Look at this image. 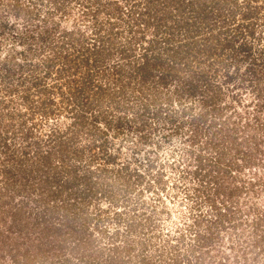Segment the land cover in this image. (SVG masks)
Listing matches in <instances>:
<instances>
[{
  "label": "trees",
  "instance_id": "1",
  "mask_svg": "<svg viewBox=\"0 0 264 264\" xmlns=\"http://www.w3.org/2000/svg\"><path fill=\"white\" fill-rule=\"evenodd\" d=\"M70 2L0 0V44L7 43L0 45V264H74V257L83 264H139L137 254L141 264H200L204 247L221 238L217 226L240 217L242 195L261 181L259 169L247 178L240 172L264 156V0H78V17L67 22ZM34 50L36 60H28ZM174 79L190 95L201 94L202 105L179 99L185 105L169 114L176 122L164 135L185 129L184 150L193 158L184 170L203 178L189 193L190 212L164 238L169 261L159 246L147 247L133 234L150 218L144 198L126 228L119 225L128 210L110 196L107 176H123L129 185L130 176L143 182L145 174L131 166V159L141 163L137 155L109 148L107 130L114 125L113 138L129 120L146 140L145 113ZM135 100L142 101L137 108ZM58 107L63 112H54ZM226 107L230 112L218 124ZM37 112L58 117L49 131L53 147L42 138L16 140L33 127L22 116ZM208 116L210 128L201 126ZM69 158L83 160L82 174L78 165L72 173ZM261 167L264 172V160ZM101 196L111 197L106 205ZM246 201L247 210L261 211L263 204ZM261 215L252 226L259 231L254 244L264 245V209ZM111 220L119 224L110 228ZM43 245L59 252L39 256ZM146 247L151 251L144 253Z\"/></svg>",
  "mask_w": 264,
  "mask_h": 264
},
{
  "label": "rangeland",
  "instance_id": "2",
  "mask_svg": "<svg viewBox=\"0 0 264 264\" xmlns=\"http://www.w3.org/2000/svg\"><path fill=\"white\" fill-rule=\"evenodd\" d=\"M69 6L72 4H75L72 7L71 11L67 12L65 15L66 21L75 22L76 18L78 17V11L77 8L78 0H70ZM46 7H44L45 9ZM91 19L89 18V22ZM259 22V21H258ZM90 29V28H88ZM91 30H89L90 32ZM10 42V40H8ZM43 42L47 43V41L42 40ZM5 47L7 46V43L0 44ZM12 45L11 47H13ZM47 46V45H45ZM5 50V48H4ZM25 52H28V47L24 46L23 49ZM23 52V51H22ZM33 52V51H31ZM37 53L36 50L28 56V60H36ZM229 59V58H227ZM29 62H26L25 66L28 65ZM194 68L195 78L197 81H199L198 84L202 85L206 84L205 78L201 76L202 74V67L200 64H191ZM28 67H30L28 65ZM224 70V68H223ZM222 70V72H223ZM211 75V74H210ZM208 75V76H210ZM207 76V77H208ZM211 78V77H210ZM214 78V77H213ZM212 79V78H211ZM48 81H51V79L48 78ZM54 81V80H53ZM47 82V81H45ZM52 82V81H51ZM185 85L182 82L177 81L174 79V81L170 82L166 87H164L160 91L161 95V102L159 104H151L149 107L150 110L145 113V122L148 124V129H146L148 137L146 140L139 139L137 137V129L136 126H128L130 123L129 120L122 123V129L119 134L114 136L112 138V135H115L114 132L116 131L114 125L108 127V132L110 135V138L113 139V143L108 144L109 148H116L120 146L121 150L123 151L124 156H130L133 157V155H137L139 160H142L141 163L138 161H133L131 159V166H137L138 169L144 172L145 174V180L149 181L151 186L148 187V183L144 180L143 182L137 181L135 177H129L127 185V180H123L122 178H117L114 174L108 175V180L110 181V196L116 197L118 200L123 199L125 201V206L119 208L121 210H128V213L123 212V218L122 222L119 224L116 220H111L108 223V226L111 228L117 224H119L122 229L126 228L127 224V218L131 217V214H136V206H138V202L141 201V199H145L146 201L145 206L148 207V212L150 213V218L147 220H144V227H141V224L137 225V229L133 232V234L136 236L135 239L137 242L143 241L147 243V247H152V243H154V248H157L158 246L163 250L164 255H166V259L171 261V252L169 251V248L166 246L165 239L168 235H171L174 232V229L177 224H179L182 221V218L180 217L183 213H187L190 209V202L193 200L190 196V192L193 191L192 186L196 185L197 179L198 181L203 178L201 174L194 175L189 170H184L186 167V164L188 160H192L193 155L186 152L184 150V145L188 143V140H186L187 132L182 127L178 131H173L172 133H167L164 135V132H168L170 130V126L175 123V120L169 119V114L172 113H179V109L182 108L183 105L181 104L183 102H187L188 105L194 103L195 108H199L200 105H202L201 100V94L196 93L190 95L189 92L184 90L183 86ZM229 85H225L223 83V90H226ZM183 92V95H181L180 92ZM148 93V92H147ZM242 94H244V91L240 92V99L243 98ZM146 98L144 95L143 99ZM170 98V99H169ZM226 97H223L225 99ZM168 99V100H167ZM179 99L183 100V102L179 103ZM222 99V100H223ZM136 101V100H135ZM142 101H136L135 108H137ZM222 101H220L221 103ZM232 102V101H231ZM59 103V102H58ZM222 104V103H221ZM26 106H22V108H25ZM178 109V112L175 110ZM130 109V108H129ZM62 111L59 107L54 111ZM155 110H159L160 112L158 114H153L152 112ZM244 112V108H242ZM27 111V108L25 109ZM214 111V110H213ZM212 113L214 114V112ZM224 114L220 115L219 117H215V121H217L218 124H221L223 117L227 115V113L230 112V108L226 107V109H223ZM222 111V112H223ZM128 113L132 112L131 110L127 111ZM208 112H211V110H208ZM216 114V113H215ZM62 116L59 115V117ZM175 117V116H172ZM22 118L27 119V122L25 124L31 127L30 131L24 134H15L17 136L16 140H21L23 137L22 135L26 136V139H24V142L27 143L28 141L32 140L33 138H42L43 141H46L48 143V147H53L51 144L53 143V138L50 137V126H54L57 123L56 114L52 116H41L39 112H37L35 115H24ZM132 120V118H130ZM213 120L208 116V121L205 124L200 123L201 126H209L211 121ZM138 122V120H137ZM170 125H167V123ZM32 123V124H31ZM63 123V122H62ZM31 124V125H30ZM105 125V124H102ZM205 125V126H204ZM152 126V127H151ZM63 128V125H61V129ZM186 128V127H185ZM211 130V129H210ZM40 132L42 133L40 135ZM13 135V133H11ZM10 135V136H11ZM90 139V138H88ZM88 139L85 141L87 143ZM205 139V136L201 137V141ZM84 142V141H83ZM22 143V144H25ZM26 146L33 147L35 144H25ZM43 148V147H42ZM54 158L53 154L51 156ZM74 158V157H73ZM69 158V169L71 170L72 167L77 166L76 172L78 174H82L83 168V160L81 159H73ZM264 156H258V161L255 166L252 167H246L243 169L240 173L243 177H246L248 175H251L253 171L259 169L261 172V181L257 182L256 184V190L254 193L244 192L242 195V203H240V206H242V214L240 217H237V220L231 221L237 224V222H240L237 226L234 224L232 225L231 222L224 223V225L221 224V226H217L218 229H215L219 233L221 238H216L214 242H212L211 245L204 247L208 250V252H204L203 257H200V264H264V245L263 244H254L256 241V237L258 236L259 231L255 234V228L254 225L252 226L253 220H257V218H260L262 215V209H264V172L261 169V162L264 160ZM44 159V158H41ZM40 159V160H41ZM32 165H34V161H38L37 155H34L31 160ZM30 163V162H29ZM259 166V167H257ZM148 168V169H147ZM97 171L99 169H96ZM74 172L72 168V173ZM33 175V174H32ZM33 179V178H32ZM186 184V186H184ZM140 188V189H139ZM105 196H101L99 201L102 205H106L107 202H109V198L107 201L104 200ZM245 200L249 204L250 202H259L260 204H263V207H260L261 211L258 213L252 208H249L247 210V205L245 206ZM137 204V205H135ZM43 206V205H42ZM41 206V207H42ZM40 207V208H41ZM162 208H165L164 210ZM168 210V213L167 211ZM190 212V211H189ZM238 213V212H237ZM236 213V214H237ZM130 214V215H129ZM188 218L191 217L188 215ZM143 219V217H141ZM182 223V222H181ZM135 225V224H134ZM14 227H17V223L15 221ZM141 227V228H140ZM264 227V226H263ZM188 233V232H187ZM40 233H35L33 236L39 237ZM168 234V235H166ZM0 234V243L3 245V239L1 238ZM139 236V237H138ZM150 239V240H149ZM214 243V244H213ZM160 244V245H158ZM4 246V245H3ZM9 245H6V247ZM5 247V248H6ZM29 247H33L32 250H37L34 245H29ZM144 250L149 252L151 251L150 248H147ZM44 245L39 250L38 254L39 256L44 253ZM50 248V247H49ZM31 250V248H29ZM60 249V248H59ZM159 251V250H157ZM204 251V250H203ZM47 253H54L59 252L58 249L51 248L47 251ZM156 251L154 250L153 253ZM170 253V254H169ZM7 254V253H6ZM68 254H72L68 252ZM51 255V254H50ZM7 256V255H6ZM55 254H53V257ZM8 258V257H7ZM137 258L139 264V258H141V254L135 255V259ZM170 258V259H168ZM48 259V258H47ZM178 259V258H176ZM51 260H55V258H52ZM74 264H83L85 259H76L74 257Z\"/></svg>",
  "mask_w": 264,
  "mask_h": 264
}]
</instances>
